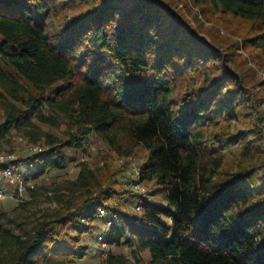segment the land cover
Here are the masks:
<instances>
[{
	"label": "trees",
	"instance_id": "obj_1",
	"mask_svg": "<svg viewBox=\"0 0 264 264\" xmlns=\"http://www.w3.org/2000/svg\"><path fill=\"white\" fill-rule=\"evenodd\" d=\"M178 1L0 0V145L16 133L48 148L19 176L66 169L94 135L126 157L144 147L152 184L130 214L118 173L81 171L65 190L83 200L60 195L32 233L0 222V264L84 263L99 208L107 247H137L149 264H264V91L237 56L264 69V0H192L230 45ZM62 118L64 139L39 127ZM106 264L129 263L109 251Z\"/></svg>",
	"mask_w": 264,
	"mask_h": 264
},
{
	"label": "rangeland",
	"instance_id": "obj_2",
	"mask_svg": "<svg viewBox=\"0 0 264 264\" xmlns=\"http://www.w3.org/2000/svg\"><path fill=\"white\" fill-rule=\"evenodd\" d=\"M183 12L192 15L193 22L203 26L209 32L216 33L222 39L223 45H230L238 39L229 31L224 30L218 22H209L206 20L201 11L194 6L192 0L178 1ZM213 13H215L213 11ZM216 18L220 16L216 15ZM244 63L240 69L243 75L255 86V89L263 94V88L259 85L264 82V69L260 68L251 58V55L244 50H240L237 54ZM264 116V106L262 108ZM4 122V115L0 109V124ZM62 126L60 128L51 127L49 125H39L42 131L51 134L59 139H64L65 133L69 128L67 121L62 118ZM45 141L34 145L19 134L13 133L0 145V156L11 157L13 164L16 165L15 182L4 177L0 168V222L7 228L13 230L17 235L24 233H32L38 223L47 217H52L59 213L61 204L57 200L60 195H68V199L74 202L83 200V194H72L65 190L66 185L75 181L80 172L83 170L94 171L99 177H112L114 173H118L117 179L119 187L123 191H130L124 201V209L134 213L135 203L138 193L130 186L133 178V169L142 167L148 160L149 153L144 147L136 149L130 157L122 156L113 150L106 142L96 136H92V142L85 152L67 151L68 166L64 170L54 171L45 177L36 181H31L25 188L24 192H18L19 173H24L27 169L26 159L32 156L33 147H40L48 150ZM19 162V164H17ZM2 167V166H1ZM18 167V168H17ZM146 187L147 195L152 188V184L143 183ZM30 190H33L30 191ZM110 215L98 216L94 222V232L92 235L85 236V243L90 247V255L82 264H106L107 253L112 251L116 258L121 259L129 264H149L150 255L146 251H140L137 247H120L110 249L100 244L99 237L105 230L110 227Z\"/></svg>",
	"mask_w": 264,
	"mask_h": 264
},
{
	"label": "built area",
	"instance_id": "obj_3",
	"mask_svg": "<svg viewBox=\"0 0 264 264\" xmlns=\"http://www.w3.org/2000/svg\"><path fill=\"white\" fill-rule=\"evenodd\" d=\"M42 151H43V149L40 147H33L32 148V152L34 154L40 153ZM10 159L12 160L13 158L0 156V164L2 166L1 173L4 177L8 178L12 182H15L14 177H15L16 165L13 164L11 161H9ZM17 182L19 185L18 192H21V193L24 192L25 188L29 182H26V179L22 178L21 176L18 177ZM143 183L144 182H142V169H141V167L134 168L133 169V178L130 181V186L133 190L136 191V193H138V197H137L135 207H134V210L136 213L142 212V207L146 201L147 192H146V187L143 186ZM98 211H99L100 217L106 215V211L104 209L99 208ZM104 238H105V234L102 233L101 236L99 237V241L105 250L107 248V245L105 243Z\"/></svg>",
	"mask_w": 264,
	"mask_h": 264
}]
</instances>
